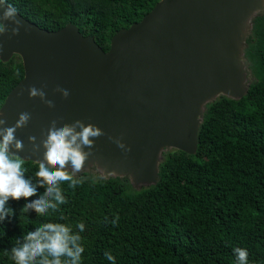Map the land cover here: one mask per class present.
<instances>
[{"label":"trees","instance_id":"obj_1","mask_svg":"<svg viewBox=\"0 0 264 264\" xmlns=\"http://www.w3.org/2000/svg\"><path fill=\"white\" fill-rule=\"evenodd\" d=\"M158 1L3 3L50 32L73 24L107 52L111 37L140 21ZM244 54L254 81L241 99L219 97L206 106L193 155L163 153L156 184L140 190L127 177L74 175L75 188L60 184L67 202L42 217L21 210L44 188L27 200L10 199L6 207L13 214L0 221V264H14L4 253L15 239L49 222L79 233L85 249L81 264H113L105 252L115 264H237L236 248L247 250L248 264H264V12L253 19ZM22 78L18 56L0 62V107ZM22 167L35 184L39 164ZM81 222L83 232L76 227Z\"/></svg>","mask_w":264,"mask_h":264},{"label":"water","instance_id":"obj_2","mask_svg":"<svg viewBox=\"0 0 264 264\" xmlns=\"http://www.w3.org/2000/svg\"><path fill=\"white\" fill-rule=\"evenodd\" d=\"M262 12L264 0H159L140 21L117 31L107 52L73 24L50 32L17 13L22 27L13 36L8 24L0 35V62L18 56L23 78L0 113L6 127L23 112L31 119L15 133L23 149L12 154L38 164L44 149L33 152L29 137L40 144L53 120L58 128L80 120L104 135L94 139L93 155L76 177L97 171L102 179L127 177L135 190L155 185L163 153H195L206 106L246 94L255 78L244 49ZM32 86L43 88L54 107L30 99Z\"/></svg>","mask_w":264,"mask_h":264},{"label":"clouds","instance_id":"obj_3","mask_svg":"<svg viewBox=\"0 0 264 264\" xmlns=\"http://www.w3.org/2000/svg\"><path fill=\"white\" fill-rule=\"evenodd\" d=\"M16 17L17 10L0 0V35L9 31L8 24L13 25L10 29L11 35L19 34L22 24ZM55 91L63 98L70 94L69 90L59 87ZM28 94L30 99L38 97L49 108L54 107L53 102L46 99L43 88L37 89L32 86L28 89ZM30 119L31 114L23 112L13 126L6 127L7 120L0 113V221L13 214L12 210L6 207L10 199L27 200L37 196L38 188H44L45 191L37 199L27 203L21 212L24 214L34 211L37 216L42 217L48 214L49 210L57 211L59 205L67 202L60 187L61 182H69V187H76L79 181L73 178L74 175L81 172L85 162L93 155L91 149L94 146V139L104 135L100 128L93 124L85 125L80 120L72 124H63L59 128L57 121L53 120L46 133L42 132L40 144L36 143V137L30 136L29 142L33 145V152L41 147L44 149L43 160L38 162L39 168L35 173L37 182L34 184L32 180L25 178L23 159L13 155L11 151L13 148L17 152L23 149V142L16 138L15 133L18 129L26 127ZM114 142L119 148L130 151L119 139ZM85 148L89 151H85ZM76 227L79 232L85 229L82 222ZM81 241L79 233H74L66 224L43 223L33 231L23 233L20 239H15L10 253L5 250L4 254L10 255L14 264H81V257L85 251ZM234 253L237 264H248L246 249L236 248ZM105 257L115 264V258L110 252H105Z\"/></svg>","mask_w":264,"mask_h":264},{"label":"rangeland","instance_id":"obj_4","mask_svg":"<svg viewBox=\"0 0 264 264\" xmlns=\"http://www.w3.org/2000/svg\"><path fill=\"white\" fill-rule=\"evenodd\" d=\"M86 172L92 174L93 176H96V177H98V178H101V177H100V173L97 172V171H86Z\"/></svg>","mask_w":264,"mask_h":264}]
</instances>
